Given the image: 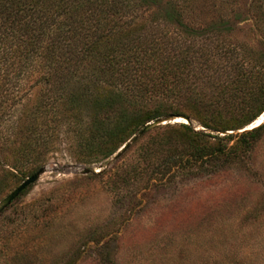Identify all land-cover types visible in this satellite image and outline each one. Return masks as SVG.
Segmentation results:
<instances>
[{
	"label": "trees",
	"instance_id": "16d2710c",
	"mask_svg": "<svg viewBox=\"0 0 264 264\" xmlns=\"http://www.w3.org/2000/svg\"><path fill=\"white\" fill-rule=\"evenodd\" d=\"M200 1L0 0V160L37 169L68 139L78 161L97 163L168 113L190 122L149 130H164L140 147L149 181L207 175L246 155L264 121L228 131L264 111V0L232 18L260 38L233 46L218 41L229 20L195 26ZM167 24L184 39L160 30ZM157 92L183 101H149Z\"/></svg>",
	"mask_w": 264,
	"mask_h": 264
},
{
	"label": "rangeland",
	"instance_id": "374dc122",
	"mask_svg": "<svg viewBox=\"0 0 264 264\" xmlns=\"http://www.w3.org/2000/svg\"><path fill=\"white\" fill-rule=\"evenodd\" d=\"M206 1H200L196 27L221 19L233 26L219 43L260 38L251 21H232L251 0ZM160 30L184 39L175 25ZM150 97L183 101L170 93ZM260 116L263 122L264 111ZM160 119L189 120L176 113ZM147 131L118 157L97 163L78 161L68 139L50 146L43 172L0 212V264H264V129L235 162L163 183L149 181L152 167H144L140 147L164 130ZM8 164L11 157L0 160V200L36 167L25 163L19 172ZM122 171L124 182L117 178Z\"/></svg>",
	"mask_w": 264,
	"mask_h": 264
},
{
	"label": "water",
	"instance_id": "95a60500",
	"mask_svg": "<svg viewBox=\"0 0 264 264\" xmlns=\"http://www.w3.org/2000/svg\"><path fill=\"white\" fill-rule=\"evenodd\" d=\"M163 123H165V122H163V119H156V120L148 122L137 133H135L126 143H124L118 149V151L114 154V156L118 157L121 154V152H123L131 144V142H134L140 135H142L149 128H151V127H153L155 125H158V124H163ZM187 123H189V120H187ZM250 128H252V127H250ZM250 128H245L244 127V128H242L240 130H237L236 132H241V131H244V130H248ZM228 132L232 133V131H228ZM43 170H44V167H39L35 172L30 174L29 176H26L21 184H19L15 189H13L5 197H3L0 200V212L3 211L21 193V191L25 187H27L30 183L34 182L38 178L40 173L43 172Z\"/></svg>",
	"mask_w": 264,
	"mask_h": 264
},
{
	"label": "bare ground",
	"instance_id": "6f19581e",
	"mask_svg": "<svg viewBox=\"0 0 264 264\" xmlns=\"http://www.w3.org/2000/svg\"><path fill=\"white\" fill-rule=\"evenodd\" d=\"M262 119H263L262 116H260L257 120H255L251 125H248L246 128H250V127H253V126L260 124L262 122ZM176 120L179 121V119H176Z\"/></svg>",
	"mask_w": 264,
	"mask_h": 264
}]
</instances>
